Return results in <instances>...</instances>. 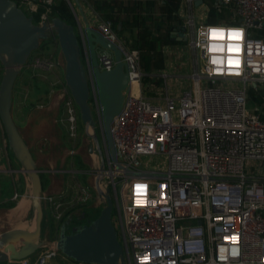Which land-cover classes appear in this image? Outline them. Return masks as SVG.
I'll return each instance as SVG.
<instances>
[{
    "label": "built area",
    "instance_id": "obj_1",
    "mask_svg": "<svg viewBox=\"0 0 264 264\" xmlns=\"http://www.w3.org/2000/svg\"><path fill=\"white\" fill-rule=\"evenodd\" d=\"M206 1L217 15L213 22L196 13ZM17 2L28 15L43 7L37 23L50 22L55 0ZM181 4L174 14L181 18L177 31L185 34L190 50L191 86L178 96L166 93L163 102L156 100L157 94H144L150 83L144 80L161 76L168 83L169 74H145L141 50L119 36L113 20L98 23L100 33L121 50L130 84L111 123L117 161L106 148L104 167L91 172L93 188L98 179L102 190H110L125 264H264V106L248 107L251 89L264 91V0ZM225 10L229 14L223 16ZM233 33L240 38L230 39ZM49 39L59 42L55 32ZM230 47L239 51L230 52ZM98 57L102 70L115 66L112 51L102 50ZM229 60L239 63L230 65ZM61 65L60 59L42 57L33 63L41 71ZM135 82L142 83V92L133 89ZM64 88L61 121L76 138L79 108L66 82ZM70 153H75L74 147ZM155 156L154 165L147 163ZM158 157H164V170L159 165L163 158ZM78 190L69 204L60 196L46 197L56 221L75 203L92 197L88 185ZM20 196L15 192L12 199ZM45 247L34 260L27 257L9 264H48L61 252L56 244Z\"/></svg>",
    "mask_w": 264,
    "mask_h": 264
},
{
    "label": "water",
    "instance_id": "obj_2",
    "mask_svg": "<svg viewBox=\"0 0 264 264\" xmlns=\"http://www.w3.org/2000/svg\"><path fill=\"white\" fill-rule=\"evenodd\" d=\"M164 1V0H158ZM197 5L202 0H196ZM55 32L65 59V82L80 112V118L96 146L102 153L99 135L95 128L97 121L89 103L90 91H95L99 100V124L105 146L114 161H117L116 149L111 133V123L121 111L124 92L130 84L127 67L122 60V52L116 44L108 41L96 28L86 25L91 63L84 64L79 34L73 24L59 16L50 22L38 24L32 15H28L16 0H0V62L4 74L0 82V117L5 127L10 148L27 173L32 186L33 229H11L0 234V263L27 258L38 249L57 245V248L73 260L86 264H125L123 247L113 224L114 200L110 190L104 191L96 180V189L105 199V206L99 216L82 225H75V232L68 233L69 221L60 228L57 242L42 241V192L43 184L36 160L21 135L12 116L13 88L20 69L24 67L42 40L49 39ZM186 39L184 33L180 34ZM113 52L115 66L111 70H102L99 51ZM92 130V131H90ZM92 132V133H91ZM94 151V148L91 147ZM103 157V154H102ZM104 161L102 165L104 167ZM131 174H138L131 172ZM19 243H22L19 247Z\"/></svg>",
    "mask_w": 264,
    "mask_h": 264
},
{
    "label": "crops",
    "instance_id": "obj_3",
    "mask_svg": "<svg viewBox=\"0 0 264 264\" xmlns=\"http://www.w3.org/2000/svg\"><path fill=\"white\" fill-rule=\"evenodd\" d=\"M57 1L55 0V2ZM164 1L66 0L76 19V30L78 31L77 33L82 45V56L83 59L86 57L87 66L89 62L91 63V59L88 56L90 50L86 25L89 23L90 27H94L99 31L98 23L103 19H108L106 18L108 14L113 17L111 19L113 22L117 21L118 29H123L118 34L128 45L131 41L134 43L140 31H142L143 18L146 19L144 25L148 26L153 35L156 36L166 33L171 26L173 27L174 30L171 34V44L173 46L166 45L164 48H167V50H161L164 56V66L162 69H156L157 71L164 72L175 65L177 61H174L172 54H179L181 56L183 50L179 51L178 49L182 43L185 44L186 51L190 56L186 39L181 37V33L177 31L179 25L182 23L181 18L176 17L174 12L172 19L167 18L168 14L162 9ZM181 3L177 6L176 11L181 9ZM127 35H130L132 39L127 38ZM64 68L65 64H62L59 68L60 70H56L54 74L41 78L34 71V67L26 64L20 69L13 88L12 116L21 135L28 144L46 183L45 189L42 192V241L56 240L60 234V230H57V228L54 231L51 230L52 220L56 226L59 222L53 219L52 206L46 197L48 195L60 196L66 203L72 202L74 198L69 179L70 175L82 173L85 176L88 175L85 177V181L88 184L95 183V177L91 172L99 165H102L104 157V155L102 157L103 152H95L91 148L88 152L90 157L80 153V156L78 155L77 158L73 154L70 156L68 153L64 155L57 152L59 148L63 149V151L71 150L70 142H67L66 139V126L61 121L64 116ZM3 74L4 67L0 63V82ZM59 81H63L62 84L54 87L53 84ZM136 92H142V83L138 85ZM0 169L4 170L0 180V234L11 229L32 230L33 206L31 181L27 173L22 170V165L10 148L1 117ZM72 177L75 178L74 175ZM78 181V185H83V181L79 180V178ZM15 192H19L21 195L18 200L12 199ZM105 204V199L97 191L92 190V197L89 201L75 203L69 209L68 212L70 213H68L67 217L71 220L72 225L85 223L87 220L97 218ZM46 248L42 247L38 249L35 254L29 256L30 259H36ZM63 260L64 264H81L68 256H64ZM0 264H9V261ZM48 264L61 263L54 257L48 261Z\"/></svg>",
    "mask_w": 264,
    "mask_h": 264
},
{
    "label": "rangeland",
    "instance_id": "obj_4",
    "mask_svg": "<svg viewBox=\"0 0 264 264\" xmlns=\"http://www.w3.org/2000/svg\"><path fill=\"white\" fill-rule=\"evenodd\" d=\"M171 1H173L174 4H176V7L179 6L180 3L182 2V0H171ZM213 12L214 11H213V9H212V7H211V5L209 4L208 1H206L203 5H200V6L196 7V13L197 14L202 15V16L207 15L206 16L207 19L205 20V22H213V20L217 17V15L213 14ZM221 14L224 16V15H228L229 13H228V11L225 10ZM164 34L165 33H162V35H164ZM127 36H128L127 38H129L130 40L132 39L130 35H127ZM129 45L133 47V41H131V43ZM166 45H172L173 46V44H171V43H168V44L165 43L163 45V48H161V50H167V48H164ZM100 50H101V47L99 46L98 47V51H100ZM178 50L179 51L183 50L181 52L182 53L181 56H179V54L178 55L172 54L173 57H174V61L175 62L177 61V62L175 63V65L173 67H171L168 70L164 71V72H166V73H168L170 75V78L168 79V83H166L164 81V78L161 79V76H160V79L155 78V80H152L150 78V76H147L144 81L146 83L147 82H150V83L147 84L146 87H145V90H144V94L145 95L154 96V95L157 94L156 96H160V97H158L156 100L158 101L159 99H161V102H163V97H164V95H166V93H168L170 95H173V96H178V95H181L186 88H189L191 86V81L189 79V76L191 75L192 70H193L192 65L190 63L191 56H189V53L186 51L187 49H186L184 43L179 45V49ZM88 56L91 58L90 51L88 53ZM37 57H42V58H47V59H49V58L50 59H53V58L60 59L62 61V64H66L64 56H63V53H62V51L60 49L59 42H54V43L50 42V47H47L45 49L44 48L37 49L36 51H34V53L31 55L27 65L29 64L32 67H34L33 63H34V61H35V59ZM83 60H84V64L87 65L86 57ZM60 67L61 66H58L57 68H55L54 70H51V71H41V70H37V69H34V71L36 72V74H39V76L42 78L44 76H48L49 74H54L56 70L57 71L60 70L59 69ZM143 72L145 74H147V75L148 74L161 75V73H163V71L162 72L161 71H157L156 69H153V70L148 71V72H146L143 69ZM64 73H65V68H64ZM90 92L91 93H90V97H89V103H90V105H91V107L93 109L94 117H95L96 121L98 122L95 130H96V132L99 135L100 147H101V150L103 152L104 158L107 160V150H106L107 147L105 146V143H104L103 138H102V131H101V127H100V124H99V118H98L99 115H98V111L96 109L95 96H94V93H93L92 90ZM257 105L264 106V91L261 90V92L258 93V91H255L254 89H251V97H250V100H249V103H248V107L250 109H252V108L256 107ZM66 139H67V142H70L71 149L73 147L75 148L74 149L75 150V154L73 153V155L75 157H77L78 155L80 156V153L82 155L89 156L88 152H89V149L91 147H93L94 151L96 152V146H95V142H94L93 138L90 135L87 134L86 129H85V125L81 124L80 121H79V131H78L77 137L76 138H72L68 134L67 129H66ZM57 152L58 153H62L64 155H65V153H68V155H70V156L72 155L70 153L71 152L70 149H68L66 151H63V149L59 148V149H57ZM158 158L160 159V161H162V158H163V161L161 163H159V165L162 168V170H164L166 168V163L164 161V157H161V158L158 157ZM148 159H149V157L146 158V160H148ZM156 162H157V156L152 157V158H150L147 161V163L152 164V165H154ZM73 175L75 176V178L72 177ZM72 176L70 175L69 179H70L72 190H73V192L71 191L72 194H73L72 196L75 199L78 196L79 192H80V190H78L80 188V185H78L79 184L78 178H79V180L83 181L82 183H83V185H85L87 183L85 181L86 180L85 177H87L88 175L85 176L82 173H79L77 175L76 173H74V174H72ZM90 184L87 183V185L91 188V190L97 191V189L93 188L94 183H90ZM71 192H70V194H71ZM115 213H116V207L114 206L113 222H114V225L116 226V229L118 231H120V227H119V225H117L118 221H117V218L115 216L117 214H115ZM21 244L22 243H19V247L21 246ZM64 256H66V255L64 253L60 252L59 256L58 257L56 256V259L61 264H64V260H63ZM81 264H86V263H81Z\"/></svg>",
    "mask_w": 264,
    "mask_h": 264
},
{
    "label": "trees",
    "instance_id": "obj_5",
    "mask_svg": "<svg viewBox=\"0 0 264 264\" xmlns=\"http://www.w3.org/2000/svg\"><path fill=\"white\" fill-rule=\"evenodd\" d=\"M16 1H18V0H16ZM162 9L164 10V12H166L168 14L167 18L172 19L173 18V12L176 11L177 7L173 1L165 0L164 3L162 4ZM42 12H44V8L40 7L39 11L37 13L30 14L34 17V21L36 23L40 21ZM50 15H51V17L59 16L63 20H65L67 23L73 24L76 27V19L74 17L73 12L71 11V8L69 7L68 3L66 2V0H58L57 2H54L51 6ZM106 18L113 19V17L109 14L106 16ZM143 19H142V24H143L142 31H140L138 38L135 39V41L133 43V47L141 50V52H142V55H141L142 67L146 72L151 71L153 69H162L164 66V56H163V53L161 51V47L165 43H171L172 42L171 34H172V31L174 29L171 26L169 28V30H167V32L164 35L160 34V35L156 36V35H153V32L151 31V29L148 26L144 25L146 23V21H145L146 19H144V20ZM137 21H138V18H137ZM114 28L118 33H121L123 31V29H121V30L118 29L117 21L114 22ZM50 42H53L52 39L42 40L38 49H42V48L45 49L47 47H50ZM64 81H65V79H64ZM60 85L61 84H58V86H60ZM79 121L81 122V124H83V122L80 118V112H79ZM40 176L42 179L43 190H44L46 183L44 181V176L42 173H40ZM68 213H70V212H67L65 214L64 219H62L58 223L57 226L53 223V220H52V229H51L52 231H54L56 228H57V230H60L62 224L65 223L66 220H68L69 221V224H68L69 228L67 229V232L73 233V232H75V230L73 229V226L89 223V221L92 220V219H90V220H87L85 223H79V224L72 225L71 220L66 218ZM53 219H54V217H53Z\"/></svg>",
    "mask_w": 264,
    "mask_h": 264
},
{
    "label": "snow or ice",
    "instance_id": "obj_6",
    "mask_svg": "<svg viewBox=\"0 0 264 264\" xmlns=\"http://www.w3.org/2000/svg\"><path fill=\"white\" fill-rule=\"evenodd\" d=\"M212 35H213V38H216L217 37V35H218V33L216 32V31H213V33H212ZM221 38H222V36H221ZM230 39H239L240 37H239V34H237V33H233V34H231L230 35V37H229ZM213 51H217V50H222V49H212ZM229 51L231 52V51H239V49H233V48H229ZM214 63H216L217 61H213ZM233 63H239L238 61H232V60H229V64L231 65V64H233ZM138 189L140 190V191H143V189H142V187H140V186H138ZM233 239H235V238H233Z\"/></svg>",
    "mask_w": 264,
    "mask_h": 264
},
{
    "label": "bare ground",
    "instance_id": "obj_7",
    "mask_svg": "<svg viewBox=\"0 0 264 264\" xmlns=\"http://www.w3.org/2000/svg\"><path fill=\"white\" fill-rule=\"evenodd\" d=\"M137 87H138V84L135 82V83H133V89L136 91V89H137ZM92 131V130H91Z\"/></svg>",
    "mask_w": 264,
    "mask_h": 264
}]
</instances>
